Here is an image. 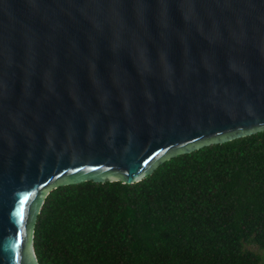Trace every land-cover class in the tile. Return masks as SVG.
I'll use <instances>...</instances> for the list:
<instances>
[{"label": "water", "instance_id": "water-1", "mask_svg": "<svg viewBox=\"0 0 264 264\" xmlns=\"http://www.w3.org/2000/svg\"><path fill=\"white\" fill-rule=\"evenodd\" d=\"M263 130L264 0H0V264L49 190Z\"/></svg>", "mask_w": 264, "mask_h": 264}, {"label": "trees", "instance_id": "trees-1", "mask_svg": "<svg viewBox=\"0 0 264 264\" xmlns=\"http://www.w3.org/2000/svg\"><path fill=\"white\" fill-rule=\"evenodd\" d=\"M159 165L131 184L49 190L33 227L37 263L264 264V130Z\"/></svg>", "mask_w": 264, "mask_h": 264}, {"label": "rangeland", "instance_id": "rangeland-1", "mask_svg": "<svg viewBox=\"0 0 264 264\" xmlns=\"http://www.w3.org/2000/svg\"><path fill=\"white\" fill-rule=\"evenodd\" d=\"M253 250H256L254 247H253ZM259 255L262 257V259L264 260V251H259L257 250Z\"/></svg>", "mask_w": 264, "mask_h": 264}]
</instances>
